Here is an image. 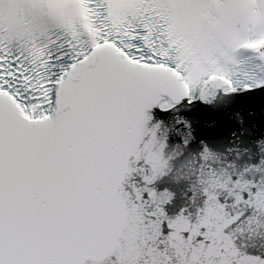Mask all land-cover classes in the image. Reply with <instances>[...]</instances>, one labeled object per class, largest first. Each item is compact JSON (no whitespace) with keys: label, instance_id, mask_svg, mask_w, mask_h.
<instances>
[{"label":"snow or ice","instance_id":"1","mask_svg":"<svg viewBox=\"0 0 264 264\" xmlns=\"http://www.w3.org/2000/svg\"><path fill=\"white\" fill-rule=\"evenodd\" d=\"M258 17L0 0V264H264Z\"/></svg>","mask_w":264,"mask_h":264},{"label":"water","instance_id":"2","mask_svg":"<svg viewBox=\"0 0 264 264\" xmlns=\"http://www.w3.org/2000/svg\"><path fill=\"white\" fill-rule=\"evenodd\" d=\"M180 204H181V201H180V199L178 198L177 201H176V207H177V209L179 208Z\"/></svg>","mask_w":264,"mask_h":264},{"label":"bare ground","instance_id":"3","mask_svg":"<svg viewBox=\"0 0 264 264\" xmlns=\"http://www.w3.org/2000/svg\"><path fill=\"white\" fill-rule=\"evenodd\" d=\"M261 22H264V21H261Z\"/></svg>","mask_w":264,"mask_h":264}]
</instances>
